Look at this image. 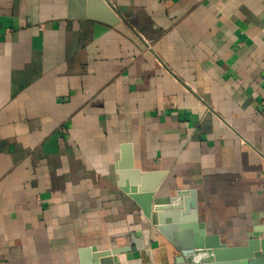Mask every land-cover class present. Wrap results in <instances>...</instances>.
Returning a JSON list of instances; mask_svg holds the SVG:
<instances>
[{
    "label": "crops",
    "instance_id": "obj_1",
    "mask_svg": "<svg viewBox=\"0 0 264 264\" xmlns=\"http://www.w3.org/2000/svg\"><path fill=\"white\" fill-rule=\"evenodd\" d=\"M105 1L115 24L0 0V264H175L162 212L119 183L126 146L153 204L194 189L208 233L262 235L264 0Z\"/></svg>",
    "mask_w": 264,
    "mask_h": 264
},
{
    "label": "water",
    "instance_id": "obj_2",
    "mask_svg": "<svg viewBox=\"0 0 264 264\" xmlns=\"http://www.w3.org/2000/svg\"><path fill=\"white\" fill-rule=\"evenodd\" d=\"M89 1L97 8L96 13L90 14L93 18L110 24L118 21L117 14L105 0ZM126 147L120 163L119 183L124 191L140 203L147 218L152 217L153 209L162 212L158 229L166 237L176 241L179 255L175 259V264H264V224L258 227L261 236L249 238L245 245L229 246L221 241L219 234L208 233L205 224L199 221L194 189L177 191L169 203L153 204L154 186L149 189L146 185L140 184L147 178V174L131 167V152L128 146ZM127 178L131 179L132 186L126 181ZM137 183L140 184L139 189L136 187ZM132 249L130 246L108 250L82 247L79 250L80 261L81 264H95L102 256L118 255Z\"/></svg>",
    "mask_w": 264,
    "mask_h": 264
}]
</instances>
